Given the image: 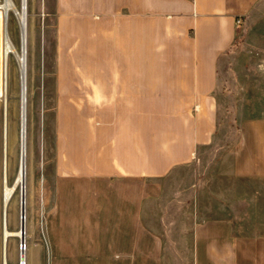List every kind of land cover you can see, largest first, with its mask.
<instances>
[{
  "label": "crops",
  "instance_id": "1",
  "mask_svg": "<svg viewBox=\"0 0 264 264\" xmlns=\"http://www.w3.org/2000/svg\"><path fill=\"white\" fill-rule=\"evenodd\" d=\"M85 4L95 65L59 83L58 106L82 112L58 109L49 209L29 264H264V108L241 120L229 156L219 129L222 64L264 0ZM73 26L59 23L60 40ZM242 90L243 103L264 105V82ZM217 149L225 156L206 185L199 174L177 185L174 217L161 210L153 224L168 180Z\"/></svg>",
  "mask_w": 264,
  "mask_h": 264
},
{
  "label": "rangeland",
  "instance_id": "2",
  "mask_svg": "<svg viewBox=\"0 0 264 264\" xmlns=\"http://www.w3.org/2000/svg\"><path fill=\"white\" fill-rule=\"evenodd\" d=\"M15 2L20 5L21 0H15ZM85 2L86 0H28L27 264H29L31 235L33 232L41 231L46 225L49 209L48 195L51 193V183H48L49 161L52 160L58 109L63 115L82 112V107L58 106L60 95L63 93V90L59 89V83L80 81L83 76L82 69L88 65H95V59L87 56L88 51L94 52L95 48L94 42L91 43V47L87 45V33H89L87 20L95 21L96 15L94 10L83 8L86 5ZM69 19L73 21L74 35L70 36V40L65 43V40H60L58 29L60 22L65 26ZM17 21V17L11 13L8 18V30L13 42L19 46V23ZM66 27L69 30V26ZM241 27L235 47L228 53L221 67L223 71L221 78L225 81L223 92L226 95V100L220 106V136L224 134L221 136L220 142L221 147H227L225 152L228 156L231 155L230 152L241 120L258 116L256 109L261 112L264 108V105L257 107L250 103L246 105L240 100L241 95L244 96L247 92V90H242L246 83L264 82V13L256 14L251 19L250 25ZM91 32L94 34V29ZM3 48L4 18L0 11V264H2L4 176V110L1 99ZM10 76L12 106L10 121L13 134L10 183L12 184L18 170L20 157V85L18 66L14 58L10 64ZM224 154L223 149L204 150L201 152L199 163L194 172L188 170L178 178L175 175L171 177L167 182L163 200L152 203V223L156 224L159 221L161 210L169 212L174 217L175 210L178 208L175 200L177 185H179V189L188 186L193 179V174L195 176L199 174L198 178L200 179H196L194 182L206 185L218 167L220 159L225 156ZM202 203L204 211L207 212V200H203ZM9 214L10 229L17 231L21 220L19 190L11 203ZM9 263L19 264V238L17 237L11 238L9 242Z\"/></svg>",
  "mask_w": 264,
  "mask_h": 264
},
{
  "label": "bare ground",
  "instance_id": "3",
  "mask_svg": "<svg viewBox=\"0 0 264 264\" xmlns=\"http://www.w3.org/2000/svg\"><path fill=\"white\" fill-rule=\"evenodd\" d=\"M0 11L4 18V48L2 54L3 62V84L1 99L3 103V240H2V264L9 263V242L13 237L27 238V174H28V0H21L17 5L15 0H2ZM17 17L20 27V45L17 46L8 30V18L10 14ZM12 58L18 66L19 85H20V157L19 166L15 175L14 182L10 183V163L13 154V134L11 127V96H10V64ZM25 187V188H24ZM21 188H24L25 196L21 200ZM20 193V206L25 209V220H20V227L17 231L10 229V206L16 192ZM25 200V202H24ZM22 225V229H21ZM25 253H22L24 261ZM27 262V260H26ZM24 264V262H22ZM27 264V263H26Z\"/></svg>",
  "mask_w": 264,
  "mask_h": 264
},
{
  "label": "built area",
  "instance_id": "4",
  "mask_svg": "<svg viewBox=\"0 0 264 264\" xmlns=\"http://www.w3.org/2000/svg\"><path fill=\"white\" fill-rule=\"evenodd\" d=\"M241 24H242V21L240 19L237 20V25L240 26ZM18 30H19V36H21L19 24H18ZM21 221H22V218H21ZM26 252H27V241H26V238L25 239L19 238V264H22V262H24V264L27 263L26 262ZM22 253H25L24 261L22 260V257H21Z\"/></svg>",
  "mask_w": 264,
  "mask_h": 264
},
{
  "label": "water",
  "instance_id": "5",
  "mask_svg": "<svg viewBox=\"0 0 264 264\" xmlns=\"http://www.w3.org/2000/svg\"><path fill=\"white\" fill-rule=\"evenodd\" d=\"M25 188V187H24ZM24 188H21V200L23 199V197L25 196V192H24ZM24 202H25V200H24ZM24 212H25V209H23L22 208V205H21V218L23 219V220H25V214H24ZM23 227H22V225H21V229H22Z\"/></svg>",
  "mask_w": 264,
  "mask_h": 264
}]
</instances>
